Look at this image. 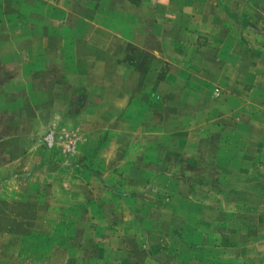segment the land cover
<instances>
[{
	"label": "rangeland",
	"instance_id": "rangeland-1",
	"mask_svg": "<svg viewBox=\"0 0 264 264\" xmlns=\"http://www.w3.org/2000/svg\"><path fill=\"white\" fill-rule=\"evenodd\" d=\"M121 1L0 0V264H264V135L239 100L264 80V0H221L228 76L205 52L163 78L113 34Z\"/></svg>",
	"mask_w": 264,
	"mask_h": 264
},
{
	"label": "crops",
	"instance_id": "crops-1",
	"mask_svg": "<svg viewBox=\"0 0 264 264\" xmlns=\"http://www.w3.org/2000/svg\"><path fill=\"white\" fill-rule=\"evenodd\" d=\"M212 9L213 17L210 13ZM220 9L226 12L221 0H123L113 7V34L125 41V48L133 49L136 55L144 58L138 61L143 62L147 72H159L161 78L167 71V57H179L181 73H185L188 66H196L194 61L189 62L192 53L198 55L205 52L225 59L222 73L228 76V71L232 72L244 56L234 46V35H224L223 31L230 21L227 14L220 13ZM101 23L104 24V21ZM100 28L105 30L102 25ZM155 56L165 60L158 68L152 64ZM230 79L224 82L230 88L225 94L226 100L232 98V88L237 86L235 80ZM247 82L241 85L244 92L239 97L245 109L242 119L251 124L259 122L264 135V80Z\"/></svg>",
	"mask_w": 264,
	"mask_h": 264
}]
</instances>
